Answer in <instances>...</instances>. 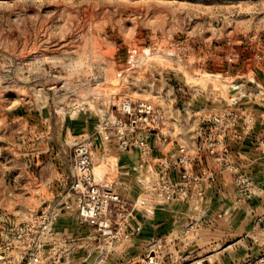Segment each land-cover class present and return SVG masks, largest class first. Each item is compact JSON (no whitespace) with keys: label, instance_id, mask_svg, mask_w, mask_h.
I'll list each match as a JSON object with an SVG mask.
<instances>
[{"label":"rangeland","instance_id":"1","mask_svg":"<svg viewBox=\"0 0 264 264\" xmlns=\"http://www.w3.org/2000/svg\"><path fill=\"white\" fill-rule=\"evenodd\" d=\"M122 99L151 103L160 130L121 127L131 118ZM112 133L148 145L158 133L162 149L158 172L143 175L144 198L120 195L123 220L172 200L175 218L142 237L143 251L116 250L136 231L113 213L110 231L92 225L98 250L85 230L74 259L45 246L34 258L264 264V0H0V261H13L16 224L77 210L56 181L71 179L76 142L97 134L110 143Z\"/></svg>","mask_w":264,"mask_h":264},{"label":"crops","instance_id":"2","mask_svg":"<svg viewBox=\"0 0 264 264\" xmlns=\"http://www.w3.org/2000/svg\"><path fill=\"white\" fill-rule=\"evenodd\" d=\"M153 135L149 137L151 139V143L149 145L148 154L149 157H145L143 152L139 147L123 149L121 148L118 142L117 133L113 134L111 138H108L109 142L100 140L99 135L92 136L88 139L91 141V157H92V165L94 169V173L96 179L102 182V179L107 180V185L111 186L115 192H117L121 197L127 198L130 200L144 198L145 184L147 183L145 180V174L149 173L155 175L158 172L155 166L158 164V156L161 155L162 149H160L161 142L157 140L160 137V134ZM84 138V137H83ZM156 138V141H155ZM175 149V148H174ZM172 150V147H171ZM151 160L153 163H147V160ZM69 162L71 161V152L69 153ZM149 164L150 168L149 169ZM68 166H70L68 164ZM143 166L146 169H143ZM148 166V167H147ZM137 170V173L134 172ZM170 175L172 176V180L168 179L170 182L175 183L178 179V175L175 169L171 170ZM144 175V176H143ZM60 176V174H59ZM57 180V185L61 188L59 192L60 199L65 201L67 199H74V196L69 191L70 178L66 179V177L60 176ZM174 180V181H173ZM54 182V180H53ZM141 200V199H140ZM171 201V200H170ZM171 202L160 203V205H156L155 211L153 214L147 213L144 210L138 209L136 211H131L126 215V220L119 222L120 228H132L135 235L132 237L129 243L125 246L116 247L120 253H129V251H133L136 248L143 251V244L146 234L156 235L162 232L161 224L163 219L166 217H174L176 212L174 211V207L170 206ZM168 203V204H167ZM49 203L48 205H50ZM166 204V205H165ZM47 205V206H48ZM49 207V206H48ZM46 212V211H45ZM39 213L35 214V216H39ZM55 219L51 220L50 231L48 235L45 237L47 242H44L45 248L48 249V256H55L57 258L60 256L65 257V261L68 259L75 258V251L81 248L82 244H87L83 242V239L89 238L91 240L89 242L90 248H95L98 250L99 244L95 240H92L94 237L96 239V229L94 226L89 223L82 222L78 211L73 208L71 210H60ZM175 218V217H174ZM171 219V218H169ZM86 224H89L86 225ZM88 230L90 235H84V231ZM95 235V236H94ZM87 236V237H86ZM44 238V241H46ZM49 238V239H48ZM54 243H58L57 246L52 248ZM19 246L13 247V264H16L17 259L20 258ZM81 250V249H80ZM110 250V249H109ZM64 251H68L64 253ZM97 251L94 253L93 261L96 260ZM91 257V258H92ZM133 258V260H132ZM108 259V257H107ZM135 257L128 258V260L135 261ZM139 259V258H138ZM108 261V260H107Z\"/></svg>","mask_w":264,"mask_h":264},{"label":"built area","instance_id":"3","mask_svg":"<svg viewBox=\"0 0 264 264\" xmlns=\"http://www.w3.org/2000/svg\"><path fill=\"white\" fill-rule=\"evenodd\" d=\"M118 110L131 116L128 121L122 120V118L118 121L123 128L130 124L131 129L134 130L133 128L138 124L143 126L145 124L148 127L156 128L157 131L160 130L158 129V119L154 120L157 123L155 126L150 123L153 121L151 115L155 113L151 103L144 100L135 103L129 99H122L118 104ZM131 145L139 147L144 154L148 153L149 145L144 137L137 136L133 141H129L122 134L119 146L126 149ZM91 147V142L86 140L76 142L73 145L69 191L77 201V211L82 222L96 225L101 230L110 231L113 213L116 214L117 222L122 221L125 217L122 210L124 202L111 186L104 185L96 179L92 165ZM163 186L170 187L171 192L176 191V187L169 183ZM53 218V213L51 215L46 213L40 215L38 221H21L14 226L17 233L14 244L24 247L27 253L25 264H61L57 263V260H50L52 262L40 261L38 257H33L35 249H41L45 246V241L42 239L48 235ZM114 222L116 223L115 220ZM19 263L21 262H16V264ZM0 264H13V261H0Z\"/></svg>","mask_w":264,"mask_h":264},{"label":"bare ground","instance_id":"4","mask_svg":"<svg viewBox=\"0 0 264 264\" xmlns=\"http://www.w3.org/2000/svg\"><path fill=\"white\" fill-rule=\"evenodd\" d=\"M207 261V260H206ZM205 263V262H204Z\"/></svg>","mask_w":264,"mask_h":264}]
</instances>
